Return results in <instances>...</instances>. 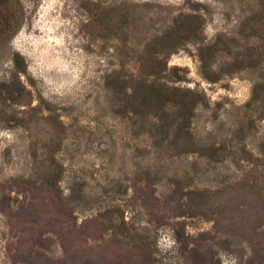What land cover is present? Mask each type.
Instances as JSON below:
<instances>
[{"label":"rangeland","instance_id":"1","mask_svg":"<svg viewBox=\"0 0 264 264\" xmlns=\"http://www.w3.org/2000/svg\"><path fill=\"white\" fill-rule=\"evenodd\" d=\"M20 1L0 264H264V0Z\"/></svg>","mask_w":264,"mask_h":264},{"label":"trees","instance_id":"2","mask_svg":"<svg viewBox=\"0 0 264 264\" xmlns=\"http://www.w3.org/2000/svg\"><path fill=\"white\" fill-rule=\"evenodd\" d=\"M0 5L2 7L0 9V44H2L4 41H7L20 26L23 8H21L20 0H0ZM19 57V54L15 55V63L19 69L18 73L24 72ZM156 62L160 63L161 61ZM152 88L160 94L165 87L162 84L155 83L152 85ZM166 92H168L166 93V96L170 100H172V98L177 99L179 105L184 111L191 110V106L195 102L192 98L197 96V94L192 91L182 90L178 87L167 88Z\"/></svg>","mask_w":264,"mask_h":264}]
</instances>
